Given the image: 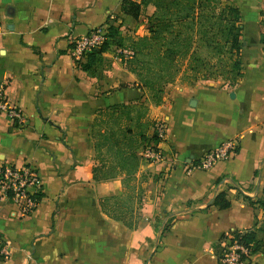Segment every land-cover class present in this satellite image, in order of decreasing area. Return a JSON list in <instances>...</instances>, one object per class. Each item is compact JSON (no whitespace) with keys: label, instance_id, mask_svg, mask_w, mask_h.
Returning a JSON list of instances; mask_svg holds the SVG:
<instances>
[{"label":"crops","instance_id":"obj_1","mask_svg":"<svg viewBox=\"0 0 264 264\" xmlns=\"http://www.w3.org/2000/svg\"><path fill=\"white\" fill-rule=\"evenodd\" d=\"M226 1L240 11L241 75L233 83L174 80L154 103L125 67L117 50L122 46L109 45L92 72L68 53L72 37L105 26L106 18L121 36H134L128 28L140 19L143 26L152 4L134 19L120 10V0H0V84L7 104L25 117L16 125L0 111V164L32 167L43 194L22 212L0 191V238L8 250L0 264H218L213 245L222 233L249 228L254 219L255 227L261 224L264 207L243 195L262 197L264 0ZM128 102L145 104L152 123L164 122L157 142L164 158L139 159L135 174L145 179L134 227L107 216L99 204L120 193L121 177L91 175L96 111ZM230 139L236 150L208 167L195 165ZM218 191L228 206L209 203ZM244 264H264V249Z\"/></svg>","mask_w":264,"mask_h":264},{"label":"trees","instance_id":"obj_2","mask_svg":"<svg viewBox=\"0 0 264 264\" xmlns=\"http://www.w3.org/2000/svg\"><path fill=\"white\" fill-rule=\"evenodd\" d=\"M148 3L153 10L145 15V34L121 36L117 26L106 18V38L84 53L79 67L92 72L101 53L111 44L130 49L129 55L119 56L134 74L137 85L148 92L154 103L160 101L165 83L171 82L177 73L185 83L210 75L233 83L241 75V22L236 5L226 0H120V10L135 19ZM260 26L259 41L264 44L262 16ZM147 110L143 103H114L98 109L90 123L95 152L92 178L103 180L119 175L122 184L120 193L99 199L100 207L107 216L128 227L136 225L137 209L141 206V181L145 179L144 175L138 178L135 174L139 163L136 151L146 141L159 140L154 130L147 133L152 125ZM260 189L261 198L252 201L247 195L243 197L264 207V176ZM42 195L37 190L31 198L37 202ZM209 203L223 208L229 205V200L224 191H218ZM255 223L254 219L249 228H234L220 235L213 245L218 264H223L219 260L224 249L221 242L228 236L250 252L264 249V237L257 235V231L264 235V220L256 227ZM165 228V224L161 225L158 238ZM244 256L238 254L239 258Z\"/></svg>","mask_w":264,"mask_h":264},{"label":"built area","instance_id":"obj_3","mask_svg":"<svg viewBox=\"0 0 264 264\" xmlns=\"http://www.w3.org/2000/svg\"><path fill=\"white\" fill-rule=\"evenodd\" d=\"M261 16L264 18V11ZM105 38L106 29L103 25L92 26L84 34L72 37L68 48L71 60L74 64H78L86 51L99 46ZM117 50L118 54L125 56L131 53V50L127 48L119 47ZM0 111L4 112L16 125H21L25 122V117L20 110L7 104L2 84H0ZM152 130L155 131L160 139L164 130L163 120H153ZM157 142L149 140L142 143L137 152L138 158L144 161L164 158V152L157 145ZM234 147L231 139L223 140L215 147L204 152L195 165L200 168L208 167L216 160L226 157L228 153L234 150ZM39 186L38 174L32 167L17 166L10 163L0 164V191L18 203L22 212H28L34 206L35 201L31 198V194L39 190ZM29 188H32V192L28 190ZM221 243L224 244V249L219 259L220 262L223 264H244L247 261L246 258L251 252L235 239H231L228 236ZM239 253H243L245 256L239 258ZM7 254L8 250L0 238V255L6 256Z\"/></svg>","mask_w":264,"mask_h":264},{"label":"rangeland","instance_id":"obj_4","mask_svg":"<svg viewBox=\"0 0 264 264\" xmlns=\"http://www.w3.org/2000/svg\"><path fill=\"white\" fill-rule=\"evenodd\" d=\"M263 2H261V6L262 7H260V9H261V14H262V12L264 11V3L262 4ZM260 14V15H261ZM145 17V16H144ZM143 23V19H140V21H136V23H135V26L133 27H130V28H128V27H126V28H128L129 30H131V33L132 34H134V36H138V35H141V34H145L146 33V22H145V24L143 25V26H139L140 24H142ZM139 30L138 31V34H135L134 33V31L135 30ZM202 79V78H201ZM203 79H208V80H223L224 78H221L220 76H218V75H210V76H208L207 78H203ZM174 80H179V81H181L182 82V80H181V78H180V75H179V73H177V74H175V76L170 80L171 82L172 81H174ZM197 80H199V79H197ZM196 81V80H195ZM167 83H165V85H166Z\"/></svg>","mask_w":264,"mask_h":264},{"label":"water","instance_id":"obj_5","mask_svg":"<svg viewBox=\"0 0 264 264\" xmlns=\"http://www.w3.org/2000/svg\"><path fill=\"white\" fill-rule=\"evenodd\" d=\"M231 95H232V92H231Z\"/></svg>","mask_w":264,"mask_h":264}]
</instances>
